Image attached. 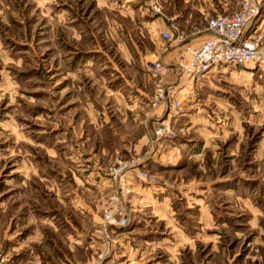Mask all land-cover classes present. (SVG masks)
I'll list each match as a JSON object with an SVG mask.
<instances>
[{"label": "rangeland", "instance_id": "rangeland-1", "mask_svg": "<svg viewBox=\"0 0 264 264\" xmlns=\"http://www.w3.org/2000/svg\"><path fill=\"white\" fill-rule=\"evenodd\" d=\"M241 1L0 0V264H264V64L173 66Z\"/></svg>", "mask_w": 264, "mask_h": 264}, {"label": "built area", "instance_id": "built-area-1", "mask_svg": "<svg viewBox=\"0 0 264 264\" xmlns=\"http://www.w3.org/2000/svg\"><path fill=\"white\" fill-rule=\"evenodd\" d=\"M259 5L260 0H242L240 11L235 14L211 15L207 19L205 28L208 38L197 46H188L187 51L182 54L184 57L173 66L182 74L194 79L223 64L232 66L264 64V41L249 33L250 26L259 11ZM161 34L167 41L175 39L171 30H163ZM154 64L157 70L165 69L160 61ZM160 133L158 131L156 135ZM126 223L125 218L123 224Z\"/></svg>", "mask_w": 264, "mask_h": 264}, {"label": "crops", "instance_id": "crops-1", "mask_svg": "<svg viewBox=\"0 0 264 264\" xmlns=\"http://www.w3.org/2000/svg\"><path fill=\"white\" fill-rule=\"evenodd\" d=\"M162 31H163V30H162ZM162 31H161V32H162Z\"/></svg>", "mask_w": 264, "mask_h": 264}]
</instances>
